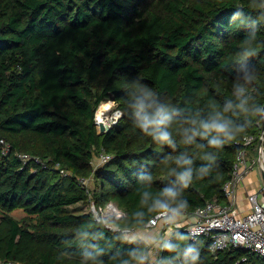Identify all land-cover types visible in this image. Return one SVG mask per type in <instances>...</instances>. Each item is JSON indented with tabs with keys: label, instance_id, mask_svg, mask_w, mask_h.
<instances>
[{
	"label": "trees",
	"instance_id": "obj_1",
	"mask_svg": "<svg viewBox=\"0 0 264 264\" xmlns=\"http://www.w3.org/2000/svg\"><path fill=\"white\" fill-rule=\"evenodd\" d=\"M247 4L248 0H0V139L9 146L7 154L0 146V264H81L82 254L92 245L104 250L99 257L104 264H118L129 250H144L142 243L76 206L92 202L99 209L113 203L124 213L113 221L119 230L144 228L152 217L146 215L141 223L135 216L146 212L140 207L141 193L157 194L172 184L169 170L181 153L193 160V182L180 197L188 201L185 212L191 215L207 201L224 203L222 188L231 179L243 138L255 137L251 148L255 147L261 120L221 149H210L199 138L196 143L205 148L185 146L177 138L173 151L135 126L127 107L134 102L133 93L127 85L139 80L156 91L161 102L177 107L174 132L184 118L197 113L206 117L214 104L233 99V84L243 83V70L253 65L259 79L247 92L264 105V43L258 56L236 62L239 43L250 30L239 27L231 16L237 5ZM257 40L264 42V27ZM107 101L124 114L116 126L100 134L95 114ZM102 151L110 161L93 168L92 160ZM204 152L217 159L209 174L200 177L198 169L209 163L201 158ZM19 155L31 161L24 164ZM148 175L152 184L145 179ZM90 177L93 189L79 184V179ZM15 211L26 217L17 220L11 215ZM84 231L103 238L85 240ZM178 233L183 229L172 235V243L181 248L192 243L178 241ZM194 244L200 250L198 264H264L236 248L212 254L207 239Z\"/></svg>",
	"mask_w": 264,
	"mask_h": 264
},
{
	"label": "clouds",
	"instance_id": "obj_2",
	"mask_svg": "<svg viewBox=\"0 0 264 264\" xmlns=\"http://www.w3.org/2000/svg\"><path fill=\"white\" fill-rule=\"evenodd\" d=\"M236 11L231 16L232 21H239V27L248 28L250 31L239 43L240 51L236 53L239 59L237 63H244L259 55L261 44L257 36L260 28L264 27V0H248L247 7L237 5ZM247 11V15L245 14ZM253 13L257 15L253 17ZM243 83L233 84L232 97L223 105H213L206 115L201 118L194 114L184 118L181 126L173 131V124L179 109L167 102L159 100V94L147 85L141 84L139 80L127 85L131 90L134 101L127 105L131 109L135 126L152 141L161 146H167L173 151L177 148V138L185 146L196 144V147L203 149L204 144H197V138L207 142L210 149H221L226 144L237 141L253 125V121L264 120V105L259 104L253 97L248 95L247 88L259 79V70L253 65L243 70ZM231 113L232 115H229ZM243 116L242 122L232 117ZM203 160L209 163L198 169L200 177L210 172V167L217 159L215 154L204 152ZM167 157L164 158L165 162ZM172 162L176 167L169 170V175L174 177V182L159 189L157 194L150 191H143L140 197V207L146 209L137 211L135 216L141 223H144L146 215L158 218L165 223H175L189 207L186 199H180L182 190H187L193 182V160L186 153H181L173 158ZM181 169V170H177ZM149 184H152L153 177H145ZM82 237L99 240L103 234L97 233L89 237L87 231L81 233ZM127 239V237H123ZM188 234L178 233L177 240L185 241ZM160 248L168 253H175V256H166L160 259L159 264H198L200 250L194 243H187L181 248L180 243H172L170 239L160 241ZM104 255V250L99 245H92L91 251L82 254L81 264H104L99 257ZM115 259V257H113ZM149 253L143 249H131L126 257L118 260V264H148Z\"/></svg>",
	"mask_w": 264,
	"mask_h": 264
},
{
	"label": "built area",
	"instance_id": "obj_3",
	"mask_svg": "<svg viewBox=\"0 0 264 264\" xmlns=\"http://www.w3.org/2000/svg\"><path fill=\"white\" fill-rule=\"evenodd\" d=\"M110 102L114 104V102ZM97 116L98 113L96 112L95 125L96 130L99 131V125L104 126L107 121H104V117L100 121ZM107 125L109 126V123ZM255 141V137L243 138V149L238 154L236 162L232 167L231 179L222 188L224 203H220L217 200L207 201L203 207L197 208L191 214L195 219L194 222L183 228V232L188 234L187 240L192 243L198 242L199 239H207L209 241L208 249L212 254H217L230 248H236L249 252L257 258L264 260V186L262 182H260L256 192L247 194V208L245 210H241L237 201L238 186L243 178L252 172L255 166H257L259 174L264 169V132L262 130L258 137V143L253 147L254 156H252L250 149ZM0 146L3 154L9 152L8 144L2 139H0ZM19 158L24 164L31 161V157L28 155H19ZM32 160L39 163L38 158H32ZM96 161V167L103 165L110 161V155L102 151L96 157ZM61 173L65 175L64 171H61ZM78 181L81 186L87 187V181L85 179H79ZM91 210L95 221L102 222L107 228L120 231L127 236L135 232V230L130 229L119 230V228H113L104 216L98 215L94 205L91 206ZM99 210L109 220L114 222L124 217V213L111 203L103 211L101 208ZM184 214L188 215L186 212L183 213V216ZM162 225L163 227H161ZM168 226V223L152 217L146 223L145 228H161L165 230ZM167 239L171 240L172 235H169L164 240ZM166 253V251H163L158 246L155 260L148 261V264H159L160 259L166 257Z\"/></svg>",
	"mask_w": 264,
	"mask_h": 264
},
{
	"label": "crops",
	"instance_id": "obj_4",
	"mask_svg": "<svg viewBox=\"0 0 264 264\" xmlns=\"http://www.w3.org/2000/svg\"><path fill=\"white\" fill-rule=\"evenodd\" d=\"M92 163L93 164L91 165L93 168L96 167V158L95 160H92ZM255 180H257V175H255V172H250L243 178L238 186L237 201L242 211L247 208L246 194H252L254 192V189L252 188L253 185H255L256 190L258 188L257 181L255 182ZM194 220L195 219L192 216L180 217L175 223L169 224V226L163 231L159 228L148 229L144 227L135 230L133 235L127 237L133 242L142 243L144 250L149 253L148 261H154L156 249L158 248L160 241L164 240L169 235L177 233L187 225L192 224Z\"/></svg>",
	"mask_w": 264,
	"mask_h": 264
},
{
	"label": "rangeland",
	"instance_id": "obj_5",
	"mask_svg": "<svg viewBox=\"0 0 264 264\" xmlns=\"http://www.w3.org/2000/svg\"><path fill=\"white\" fill-rule=\"evenodd\" d=\"M101 108L103 109V108H107V111H106V114H105V116H104V121H107L106 123L108 124L109 123V126L105 123V125L103 126V125H99V129H100V126H103L104 127V129H105V131L104 132H106L107 130L106 129H108V131L112 128V127H114V126H116L117 124H118V122L120 121V119H122V117H123V114H124V112H123V110H121L115 103L113 104V103H111L110 101H107V102H104V103H102L99 107H98V109H97V113L101 110ZM98 131V130H97ZM99 133H100V130L98 131ZM252 151V156H254V153H253V148H251L250 149V152ZM93 160H95V157H94V159ZM91 164H93V163H91ZM252 172L254 173L255 172V175H257V180H255V182L257 183V186H259L260 185V182H261V180H260V174H259V172H258V170H257V166H255L254 168H253V170H252ZM91 177H92V175H91ZM91 177H90V179H86V181H87V186L90 188V189H93V187H94V184H93V179H91ZM254 186V187H253ZM252 186V188L254 189V192H256V189H255V185H253ZM246 196H247V194H246ZM111 204H113V203H111ZM82 204H80V205H78V206H76V207H80L84 212H88V213H91L92 215H93V213H92V210H91V206L92 205H94L92 202H90V203H87L85 206H81ZM114 206H116L115 204H113ZM106 207V206H105ZM105 207L104 208H101L102 209V211L105 209ZM96 210H97V212H98V215H100V216H104V218L106 219V221L108 220V222H109V224L111 225V227H113V228H117V226L115 225V224H113V221H111V220H109L106 216H105V214H103V212H101L99 209H97L96 208ZM14 218H16L17 220H21V219H23V218H25L26 217V214L24 213V212H22V211H15V212H13L12 214H11ZM190 217V216H192V215H185L184 214V216L182 215L181 217ZM161 227H163V225L161 226ZM165 227V226H164ZM160 230H162L161 228H159ZM163 231V230H162ZM134 234V232H132V233H130V235L129 236H131V235H133ZM167 237H169V236H167Z\"/></svg>",
	"mask_w": 264,
	"mask_h": 264
},
{
	"label": "water",
	"instance_id": "obj_6",
	"mask_svg": "<svg viewBox=\"0 0 264 264\" xmlns=\"http://www.w3.org/2000/svg\"><path fill=\"white\" fill-rule=\"evenodd\" d=\"M106 130L108 131V129H106ZM261 130H262V132H264V120H261ZM104 131H105L104 127L100 126V134L105 133ZM260 180L264 186V169H262L260 171Z\"/></svg>",
	"mask_w": 264,
	"mask_h": 264
},
{
	"label": "bare ground",
	"instance_id": "obj_7",
	"mask_svg": "<svg viewBox=\"0 0 264 264\" xmlns=\"http://www.w3.org/2000/svg\"><path fill=\"white\" fill-rule=\"evenodd\" d=\"M106 111H107V108H101V110L98 112V120H102L103 119V117L105 116V114H106Z\"/></svg>",
	"mask_w": 264,
	"mask_h": 264
}]
</instances>
